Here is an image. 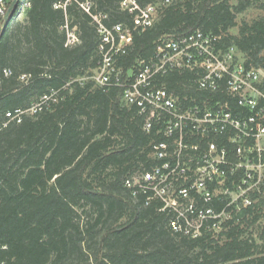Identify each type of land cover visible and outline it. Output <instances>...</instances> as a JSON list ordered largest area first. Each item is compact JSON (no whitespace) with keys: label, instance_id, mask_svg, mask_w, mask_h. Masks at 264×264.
<instances>
[{"label":"trees","instance_id":"obj_1","mask_svg":"<svg viewBox=\"0 0 264 264\" xmlns=\"http://www.w3.org/2000/svg\"><path fill=\"white\" fill-rule=\"evenodd\" d=\"M58 1L19 0L0 33V123L57 94L39 113L0 129V264H264V198L239 224L190 238L171 230L173 216L159 200L132 196L125 181L151 167V143L162 136L144 132L121 86L156 60L159 39L195 31L221 37L264 73V16L237 23L248 10L264 12V0H159L152 25L132 31L107 86L93 79L101 54L91 16L77 4L55 9ZM92 1L91 14H105V25L133 29L121 0ZM65 25L77 37L71 46ZM192 76L174 71L158 84L180 93ZM253 226L256 238L247 235Z\"/></svg>","mask_w":264,"mask_h":264},{"label":"built area","instance_id":"obj_2","mask_svg":"<svg viewBox=\"0 0 264 264\" xmlns=\"http://www.w3.org/2000/svg\"><path fill=\"white\" fill-rule=\"evenodd\" d=\"M12 1L0 0L1 25ZM158 2L142 6L138 0L120 1V9L133 18V29L124 23L105 25V14H91L92 0H59L54 7L66 11L77 4L91 16L101 54L93 79L107 86L117 57L131 44L132 31L152 25ZM64 28L65 45L75 44L74 29ZM155 56L132 81L115 83L123 87L122 102L144 117V132L155 129L162 136L151 143V167L128 178L125 186L133 197L145 195L147 203L159 200L161 210L173 216L169 226L174 233L197 238L237 225L240 214L264 198V73L247 65L236 47H224L221 37L201 31L159 39ZM183 69L193 76L180 93L158 84L166 74ZM56 95L7 112L0 129L39 113Z\"/></svg>","mask_w":264,"mask_h":264},{"label":"rangeland","instance_id":"obj_3","mask_svg":"<svg viewBox=\"0 0 264 264\" xmlns=\"http://www.w3.org/2000/svg\"><path fill=\"white\" fill-rule=\"evenodd\" d=\"M20 13H22V12H20ZM257 16H264V12H261L260 10H257V9L248 10L244 14L238 15V17H237V23H240L242 20H250L251 18H254V17H257ZM231 32L234 33L235 30H232ZM262 223H264V218L261 219V224ZM259 224H260V222H259ZM247 230H248V234L247 235H250L251 234L252 237L256 238L257 231H258V228H256V226H253V227H251V228H249ZM219 232H221V231H216L214 233L217 234Z\"/></svg>","mask_w":264,"mask_h":264},{"label":"water","instance_id":"obj_4","mask_svg":"<svg viewBox=\"0 0 264 264\" xmlns=\"http://www.w3.org/2000/svg\"><path fill=\"white\" fill-rule=\"evenodd\" d=\"M19 2V0H13L10 5H9V8H8V11L6 13V15L3 17V23L2 25L0 26V33L2 32V30L4 29V27L6 26V24L8 23V21L10 20V17L17 5V3Z\"/></svg>","mask_w":264,"mask_h":264},{"label":"crops","instance_id":"obj_5","mask_svg":"<svg viewBox=\"0 0 264 264\" xmlns=\"http://www.w3.org/2000/svg\"><path fill=\"white\" fill-rule=\"evenodd\" d=\"M18 16H19V19H20V20H23V19L25 18L24 13H20Z\"/></svg>","mask_w":264,"mask_h":264}]
</instances>
